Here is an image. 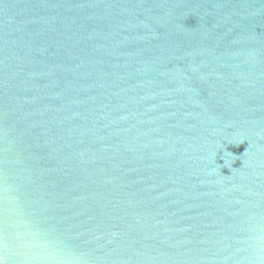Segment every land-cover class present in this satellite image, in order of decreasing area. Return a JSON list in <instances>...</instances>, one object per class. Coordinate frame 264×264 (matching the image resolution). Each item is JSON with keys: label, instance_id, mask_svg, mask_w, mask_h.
I'll return each instance as SVG.
<instances>
[{"label": "water", "instance_id": "water-1", "mask_svg": "<svg viewBox=\"0 0 264 264\" xmlns=\"http://www.w3.org/2000/svg\"><path fill=\"white\" fill-rule=\"evenodd\" d=\"M0 264H264V0H0Z\"/></svg>", "mask_w": 264, "mask_h": 264}]
</instances>
